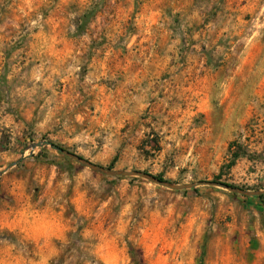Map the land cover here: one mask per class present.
Instances as JSON below:
<instances>
[{"label": "rangeland", "instance_id": "374dc122", "mask_svg": "<svg viewBox=\"0 0 264 264\" xmlns=\"http://www.w3.org/2000/svg\"><path fill=\"white\" fill-rule=\"evenodd\" d=\"M264 0H0V264H264Z\"/></svg>", "mask_w": 264, "mask_h": 264}, {"label": "water", "instance_id": "95a60500", "mask_svg": "<svg viewBox=\"0 0 264 264\" xmlns=\"http://www.w3.org/2000/svg\"><path fill=\"white\" fill-rule=\"evenodd\" d=\"M35 147L49 148L50 150L55 151V152L61 154L62 156L69 158L70 160L74 161L75 163H77V164L81 165L82 167H85V168H87L90 171L95 172V173H99V174H102L105 176H111V177L141 178L143 180H146L150 183L156 184V185H158L162 188L168 189L170 191H182V190L194 189L196 187L206 185V186L216 187V188L222 189L224 191H227L231 194L241 196V197H245V198L264 196V191H252V192L251 191H244V190H241L238 188H233L231 186H228V185L222 184V183H218V182H198V183L189 184V185H172V184H168L166 182H163V181L157 179L156 177L151 176V175L146 174V173L137 172V171L121 172V171H116V170H111V169H106V168L96 166V165L80 158L79 156L71 154V153L67 152L66 150H63L62 148L55 146L54 144H52L50 142H46V141L39 142V143L32 145L31 148H35ZM15 164L16 163L11 164L10 166L7 167L6 170L11 168ZM5 171H1L0 176H2Z\"/></svg>", "mask_w": 264, "mask_h": 264}, {"label": "trees", "instance_id": "16d2710c", "mask_svg": "<svg viewBox=\"0 0 264 264\" xmlns=\"http://www.w3.org/2000/svg\"><path fill=\"white\" fill-rule=\"evenodd\" d=\"M159 179V178H158ZM159 180H161V179H159ZM162 181V180H161ZM264 196H261V197H257V199H262Z\"/></svg>", "mask_w": 264, "mask_h": 264}]
</instances>
